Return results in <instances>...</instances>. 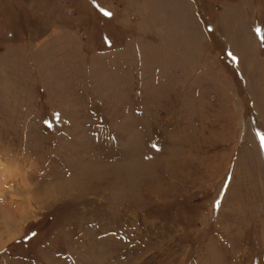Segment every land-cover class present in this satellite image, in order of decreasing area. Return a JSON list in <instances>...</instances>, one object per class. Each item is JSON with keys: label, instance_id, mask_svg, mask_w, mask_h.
<instances>
[{"label": "rangeland", "instance_id": "1", "mask_svg": "<svg viewBox=\"0 0 264 264\" xmlns=\"http://www.w3.org/2000/svg\"><path fill=\"white\" fill-rule=\"evenodd\" d=\"M14 263L264 264V0H0Z\"/></svg>", "mask_w": 264, "mask_h": 264}, {"label": "crops", "instance_id": "2", "mask_svg": "<svg viewBox=\"0 0 264 264\" xmlns=\"http://www.w3.org/2000/svg\"><path fill=\"white\" fill-rule=\"evenodd\" d=\"M11 31H12V30H11ZM12 32H13V31H12ZM180 61H181V62H184L185 65H187L188 63L191 62V60H190V61H184V60H182V59H179V60L176 61L177 63H175V64H179V65H181ZM193 66H194V64H193ZM190 69H191V68H190ZM191 70H192V69H191ZM14 264H19V263H14ZM24 264H25V263H24Z\"/></svg>", "mask_w": 264, "mask_h": 264}, {"label": "snow or ice", "instance_id": "3", "mask_svg": "<svg viewBox=\"0 0 264 264\" xmlns=\"http://www.w3.org/2000/svg\"><path fill=\"white\" fill-rule=\"evenodd\" d=\"M106 15H111L110 13H106Z\"/></svg>", "mask_w": 264, "mask_h": 264}, {"label": "bare ground", "instance_id": "4", "mask_svg": "<svg viewBox=\"0 0 264 264\" xmlns=\"http://www.w3.org/2000/svg\"><path fill=\"white\" fill-rule=\"evenodd\" d=\"M52 189V188H51Z\"/></svg>", "mask_w": 264, "mask_h": 264}]
</instances>
